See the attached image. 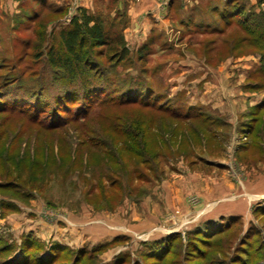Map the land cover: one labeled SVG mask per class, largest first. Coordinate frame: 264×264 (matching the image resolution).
Returning <instances> with one entry per match:
<instances>
[{
    "label": "rangeland",
    "instance_id": "1",
    "mask_svg": "<svg viewBox=\"0 0 264 264\" xmlns=\"http://www.w3.org/2000/svg\"><path fill=\"white\" fill-rule=\"evenodd\" d=\"M14 2L0 264H264V0ZM81 12L127 50L86 85L48 54Z\"/></svg>",
    "mask_w": 264,
    "mask_h": 264
},
{
    "label": "trees",
    "instance_id": "2",
    "mask_svg": "<svg viewBox=\"0 0 264 264\" xmlns=\"http://www.w3.org/2000/svg\"><path fill=\"white\" fill-rule=\"evenodd\" d=\"M263 28L264 26L255 27L250 35L254 39L264 40ZM58 37L63 50L56 57L51 54H57V52L50 50L48 53L50 55L49 62L52 68L60 72L61 79L65 78L68 82H85L84 85L90 82L93 77L91 72L93 51L96 54H112L113 61L122 60L127 54L121 37L108 36L103 26L84 12H81L80 19L73 18L68 27L60 30ZM260 70L264 71V67H261ZM90 96L91 94H88L86 98L90 99ZM134 101L143 105L144 98H136Z\"/></svg>",
    "mask_w": 264,
    "mask_h": 264
},
{
    "label": "crops",
    "instance_id": "3",
    "mask_svg": "<svg viewBox=\"0 0 264 264\" xmlns=\"http://www.w3.org/2000/svg\"><path fill=\"white\" fill-rule=\"evenodd\" d=\"M14 4V0H0V11L13 9ZM255 102H258V100H255Z\"/></svg>",
    "mask_w": 264,
    "mask_h": 264
}]
</instances>
